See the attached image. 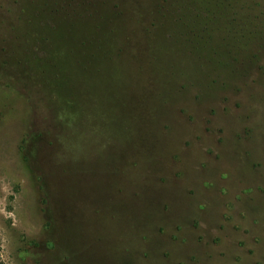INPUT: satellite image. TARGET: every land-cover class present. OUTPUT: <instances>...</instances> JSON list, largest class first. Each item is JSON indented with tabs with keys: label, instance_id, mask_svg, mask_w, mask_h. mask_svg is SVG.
<instances>
[{
	"label": "rangeland",
	"instance_id": "rangeland-1",
	"mask_svg": "<svg viewBox=\"0 0 264 264\" xmlns=\"http://www.w3.org/2000/svg\"><path fill=\"white\" fill-rule=\"evenodd\" d=\"M0 264H264V0H0Z\"/></svg>",
	"mask_w": 264,
	"mask_h": 264
}]
</instances>
